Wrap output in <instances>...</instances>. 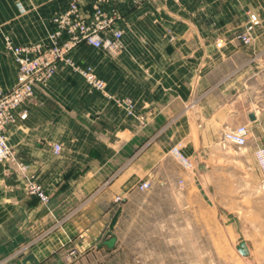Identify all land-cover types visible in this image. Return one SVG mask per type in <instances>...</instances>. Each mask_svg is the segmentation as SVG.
Returning <instances> with one entry per match:
<instances>
[{"label":"crops","instance_id":"crops-1","mask_svg":"<svg viewBox=\"0 0 264 264\" xmlns=\"http://www.w3.org/2000/svg\"><path fill=\"white\" fill-rule=\"evenodd\" d=\"M72 1L0 0V90L18 79L8 42L49 43L53 15ZM77 1L84 17L99 6L117 18L121 47L78 45L71 52L76 68L60 63L17 110L28 116L7 127L10 146L50 202L28 193L13 164L0 163V264H60L62 251L106 244L140 198L153 202L162 188L179 189L182 230L191 203L207 232H219L216 209L227 218L226 231L240 236L226 264L244 257L241 239L264 264V179L254 158L264 146V100L249 94L253 76L264 72L257 65L264 59V0ZM250 13L262 24L245 45L237 36ZM77 67H91L104 91H93ZM240 124L250 129L246 160H221L218 141ZM175 145L194 172L171 153ZM144 181L149 189L139 188ZM13 251L22 254L19 263L10 261Z\"/></svg>","mask_w":264,"mask_h":264},{"label":"rangeland","instance_id":"rangeland-1","mask_svg":"<svg viewBox=\"0 0 264 264\" xmlns=\"http://www.w3.org/2000/svg\"><path fill=\"white\" fill-rule=\"evenodd\" d=\"M251 14L241 32L247 26ZM253 15H256L260 19L257 14ZM260 21V25L252 33L253 40L251 42L245 43L239 37L241 32L238 34L237 38L241 43L251 45L255 42L256 31L262 24L261 19ZM257 65L264 67V59ZM252 84L253 89L249 91V94L256 99L264 100V72L254 75ZM237 126L224 131L223 136L218 141L219 149L224 152L223 155H220L221 160H225L224 157L229 154L236 156V160L238 161L246 160L245 147L248 144L250 133L248 125H246L248 134L245 146L239 147L235 144L224 142V135ZM175 149H178L182 153L180 147L177 145L172 147L171 153L180 161L181 165L194 172L192 159L187 158L182 153L190 163L186 165L175 153ZM261 149L264 150V146L259 145L256 147L254 158L260 167L264 179V170L259 161V151ZM147 182H149V187L142 188V183L139 188L142 190L149 189L151 183L150 181ZM182 182L183 180H179L180 185ZM178 190V188L174 190L162 188L157 193L156 200L153 202L152 196L149 197V195L140 198V208L137 209L135 207L129 210L120 223L113 229L112 233L109 234L110 238L108 240L113 237L116 238L113 247L108 246L107 243L99 242L98 244L92 243L90 247L86 245L85 248L76 251H62L58 257L60 258V264H226V255L230 252L234 253L235 243L240 235L235 231H226L225 223L227 218L223 217V215L220 216V211L217 209L213 214L214 216L216 215L215 217L219 216V219H217L220 222L219 232L215 234L212 233V230L207 232L205 226L198 225V218L196 216L198 210L195 208L197 203H191L188 212L185 213L188 226L182 230L181 202L180 197L176 196L179 195ZM123 199L124 197L118 195L115 201L122 202ZM49 202L50 199L47 203H41L48 204ZM213 214H209L210 217H213ZM21 259L22 254L19 252L14 253L13 251V254L10 255V261L12 262L19 263ZM229 264L257 263L249 256H239L237 259L231 260Z\"/></svg>","mask_w":264,"mask_h":264},{"label":"built area","instance_id":"built-area-1","mask_svg":"<svg viewBox=\"0 0 264 264\" xmlns=\"http://www.w3.org/2000/svg\"><path fill=\"white\" fill-rule=\"evenodd\" d=\"M52 22L54 28L50 33L49 43L16 45L11 41L8 42L7 49L18 65V79L11 89L0 90V163L13 164L15 170L25 180L28 193L43 203L49 201V195L38 181L36 174L30 172L28 165L17 156L14 148L8 143L7 127L15 123L18 117L25 119L28 116L26 109L19 114L17 110L34 98L37 86L45 85L52 79L60 63L66 62L75 67L71 52L78 45L85 43L115 51L121 47L123 35L114 15L96 6L90 16L84 17L77 0L72 1L66 10L56 12ZM260 22L256 15L251 14L247 26L239 36L242 41L249 43L253 40L252 33ZM77 68L93 91H104V80L96 75L91 67ZM247 134V126L239 125L224 135V142L243 147L247 143ZM175 150L181 161L189 165L188 159L178 149ZM60 151L61 145L55 144L54 152ZM259 159L264 170L263 149L259 151ZM141 187H149V182H144Z\"/></svg>","mask_w":264,"mask_h":264},{"label":"water","instance_id":"water-1","mask_svg":"<svg viewBox=\"0 0 264 264\" xmlns=\"http://www.w3.org/2000/svg\"><path fill=\"white\" fill-rule=\"evenodd\" d=\"M116 241V238H111L110 240H108L106 243L108 246L113 247L114 243ZM237 250L243 255V256H249L250 252L247 246L246 241H244V239H241L237 245ZM30 257H28L27 259H29Z\"/></svg>","mask_w":264,"mask_h":264},{"label":"bare ground","instance_id":"bare-ground-1","mask_svg":"<svg viewBox=\"0 0 264 264\" xmlns=\"http://www.w3.org/2000/svg\"><path fill=\"white\" fill-rule=\"evenodd\" d=\"M9 143V142H8ZM247 144V143H246ZM248 246V245H247ZM248 249H249V247H248ZM249 252H250V250H249ZM242 255V254H241ZM250 255V254H249ZM243 256V255H242ZM244 257H248V256H244Z\"/></svg>","mask_w":264,"mask_h":264}]
</instances>
